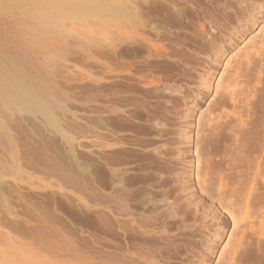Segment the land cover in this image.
I'll return each instance as SVG.
<instances>
[{"label": "rangeland", "instance_id": "374dc122", "mask_svg": "<svg viewBox=\"0 0 264 264\" xmlns=\"http://www.w3.org/2000/svg\"><path fill=\"white\" fill-rule=\"evenodd\" d=\"M259 1L118 0L128 26L53 67L71 115L10 125L21 173L0 166V213L36 203L83 249L133 251L134 264H264V45L250 38L264 18L246 21Z\"/></svg>", "mask_w": 264, "mask_h": 264}, {"label": "bare ground", "instance_id": "6f19581e", "mask_svg": "<svg viewBox=\"0 0 264 264\" xmlns=\"http://www.w3.org/2000/svg\"><path fill=\"white\" fill-rule=\"evenodd\" d=\"M257 4L246 15L251 28L258 19L264 18V0ZM124 15L118 0H0V166L9 165L16 175L21 173L16 141L10 133L13 121L24 116L36 120L41 116L57 128L54 110H65L69 96L54 74L56 61L70 48L89 52L95 31L106 32L105 37H110L107 31L117 33L125 29L128 24ZM91 24L98 27H90ZM261 26L250 38L257 34L264 45V33L259 34L264 29ZM246 31L243 21H238L229 33L233 39H238ZM71 32L76 36L72 37ZM227 39L230 45L232 38ZM218 46L214 52L216 64L223 50V44L218 43ZM229 62L227 58L224 64ZM207 74H211V69ZM221 77L219 75L215 89L220 86ZM205 83L209 91L210 81L205 80ZM195 106L193 102L189 115L194 113ZM65 112L71 115L68 109ZM190 138L188 135L187 143ZM46 160L52 165L51 159ZM177 180L175 176L174 181ZM119 202V207L125 209V203ZM96 217L106 226L111 220L105 212ZM68 229L58 215L41 211L36 203H30L28 212L0 213V264H134L133 251L118 255L117 252L83 249ZM225 236V226H220L211 239L208 253L212 255L217 250L213 248H218ZM249 251L248 257H254L255 252Z\"/></svg>", "mask_w": 264, "mask_h": 264}]
</instances>
